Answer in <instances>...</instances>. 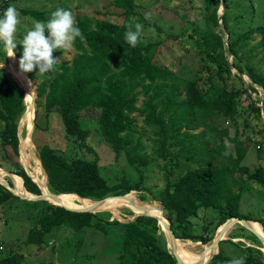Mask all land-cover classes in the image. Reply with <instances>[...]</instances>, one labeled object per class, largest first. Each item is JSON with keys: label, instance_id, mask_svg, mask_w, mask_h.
<instances>
[{"label": "trees", "instance_id": "obj_1", "mask_svg": "<svg viewBox=\"0 0 264 264\" xmlns=\"http://www.w3.org/2000/svg\"><path fill=\"white\" fill-rule=\"evenodd\" d=\"M115 6L123 11L126 18L136 15L135 0H115ZM206 11L207 30L196 43L202 54L207 53L209 59L213 56V64L217 63L209 81L215 76L224 81L225 76H231V66L225 58L223 37L213 30L219 25L215 0H206ZM21 14L36 21L47 20V12L44 11L22 10ZM227 21V14H224L222 22L226 29ZM147 24L161 32L155 22L147 21ZM75 25L84 37L82 41L77 38L73 42L77 51L75 57L54 66L50 73L42 75L34 69L28 74L30 80H38L36 94L38 99H44L46 110L50 112L55 107L60 108L66 134L77 139L89 153H94L87 144L89 132L82 128L80 113L88 108L98 110L101 140L116 157L124 155L130 165L145 167L149 165V157L140 139L142 133L134 115L138 113L143 117L144 126L154 131L156 150L153 156L156 159L165 160L171 155L170 149L177 145L181 146L186 161L213 155L217 163L205 161L175 182L167 181L166 188L160 193V201L172 231L189 229L190 218L196 216L201 208L218 211L219 227L233 217H240L238 208L246 180L244 176L248 175V180L264 187L260 172L250 175L248 168L241 166L247 151L243 146L236 143L235 153L229 150L228 142L233 141L229 138V130H218L217 135L211 134L206 138L212 148L206 146L200 135L190 132L199 127L211 133L217 131L208 124V120L216 114L232 116L240 92L229 91L226 85L214 84L203 92L200 73L195 74L194 79H187L156 64L153 61L155 44L129 46L124 40L123 28L115 23L77 17ZM238 46L237 41H230L229 50L234 57L238 56ZM20 50L18 44L14 50L16 56H20ZM52 55L58 58L54 52ZM211 67L205 61L202 68L210 70ZM236 69L246 73L253 84L264 89L263 74L239 65ZM138 88L141 92L137 91ZM139 95L143 97L141 105H138ZM24 99L25 90L19 84L0 76V122L3 123L0 144L11 147L16 153L18 124L26 109ZM35 128H38L37 124ZM225 138L228 142L224 141ZM38 152L49 190L55 194H75L95 201L109 194L122 196L139 189L125 179L111 186L100 174L96 162L68 159L47 144L39 146ZM15 175L22 178L27 192L41 195L40 188L23 168L19 167ZM0 192V204L12 198L18 199L1 185ZM29 204L42 207V210H39L38 225L29 231L23 242L25 246L44 243L45 236L48 239L58 226L75 231L86 228L121 240L119 264H177L166 244L162 245L156 235L160 226L154 217L138 216L133 222H120L100 219L104 213L74 212L46 201ZM175 235L190 240L202 239L190 233L184 237ZM261 255L247 259L246 264H264ZM217 258H221V253ZM0 264H21V258L18 255L2 257Z\"/></svg>", "mask_w": 264, "mask_h": 264}, {"label": "rangeland", "instance_id": "obj_2", "mask_svg": "<svg viewBox=\"0 0 264 264\" xmlns=\"http://www.w3.org/2000/svg\"><path fill=\"white\" fill-rule=\"evenodd\" d=\"M9 6H12L17 13L18 23L14 40L18 44L25 32L36 22L28 16H22V10L47 12L48 19L53 10L64 8L71 12L74 24L77 17L90 18L95 22L107 20L122 27L124 32L129 29L134 30L137 23L141 24V34L136 45L155 44L153 61L156 64L167 67L175 74L187 79H194L192 77L200 73L203 77L200 81L203 92L208 91L211 84L221 87L226 85L229 91L240 92L236 99V111L232 116L216 114L208 120V124L217 128V131L211 133L210 130L199 127L190 132L192 135H200L206 146L212 148L210 140L206 138L211 134L217 135L218 130H229V138L233 141L228 142V139H224L228 142L229 150L235 153L236 143L243 146L247 151L241 166H246L250 175L259 171L261 178L264 179V89L253 84L246 73L236 69L239 65L245 69L253 68L257 73L264 75V0H215L219 25L213 30L221 33L225 45V58L231 66V76H225L224 81L217 76L209 81V76L215 72L217 63L213 64V56L209 59L206 57L207 53L202 54L196 43L207 30L206 0H135L136 15L130 18L122 15L123 11L115 6V0H0V14ZM145 14L149 15L148 20L145 19ZM224 14H227L228 18V30L224 28L222 22ZM147 21L155 22L161 28V32L149 26ZM230 41L239 43L237 57L232 56L229 50ZM21 51L22 49L19 54ZM53 52L59 58L55 67L71 60L77 54L73 44L66 51L60 49ZM14 56L18 61L19 56ZM205 61L212 66L210 70L202 68ZM9 63L10 57H6L0 46V65H2L0 76L17 82L7 70ZM32 72L25 74L28 76ZM32 82L36 90L38 80ZM137 91L141 92V88ZM142 102L143 97L139 95L138 105ZM134 115L138 118V128L142 133L140 139L149 157V165L145 167L130 165L124 155L116 157L112 149L101 140L100 111L88 108L80 113L82 128L89 132L87 144L94 152L89 153L77 139L66 134L60 108L55 107L48 112L44 99H38L36 95L34 127L30 132L33 149L29 152L33 157H30L34 159L35 156H39L38 147L47 144L68 159L96 162L100 174L108 184L112 186L125 179L130 184L138 186V190L131 191L134 192V198L142 204H155L163 210L165 216L160 193L166 188L167 181L175 182L178 177L189 170L196 169L205 161L211 160L212 164L217 163L213 155L186 161L181 146L177 145L170 149L171 155H168L165 160L156 159L153 156L156 150L154 131L144 126L142 116L138 113ZM35 123L38 126L37 129ZM2 128L3 123L0 122V130ZM22 136L26 137V134L23 133ZM18 138H20L19 132ZM21 146L19 139L16 153L11 147H3L0 144V168L7 172L8 176L4 178V181L9 186L1 183L0 185L8 191V187L13 188V179L9 175H15L19 167L31 176L29 168L21 159ZM33 159L30 160V165H34ZM244 178L247 181L245 180L241 192L242 198L238 208L240 217L233 218L256 222L263 227L264 231V187L248 180V175ZM49 192L53 193L51 190ZM13 194L18 199L12 198L0 204V258L18 255L21 258V264H119V255L122 253L121 240L114 235H103L86 228L75 231L66 226H58L51 235H48V239L45 236L44 243L25 246L23 242L29 231L38 225L39 210H42V207H34L29 202L45 201L27 200ZM122 196L109 194L103 199L109 200ZM103 199L95 201L100 202ZM121 212L124 216L118 220L120 222H133L138 217L126 207L122 208ZM99 218L114 219L108 213L100 215ZM190 223L189 229L175 230L174 234L184 237L190 233L202 239L190 240L177 238L176 235L175 237L177 240L192 242L188 249L202 253L203 245L211 246L220 228L218 211L212 208H201L196 216L190 218ZM156 235L160 237L162 245L166 244L171 252L170 242L161 228ZM261 245L260 240L249 228L240 222L234 223L220 240L214 255L205 264H229V261L240 257H243V264H246L247 259L251 257H262ZM220 253L221 258H217Z\"/></svg>", "mask_w": 264, "mask_h": 264}, {"label": "bare ground", "instance_id": "obj_3", "mask_svg": "<svg viewBox=\"0 0 264 264\" xmlns=\"http://www.w3.org/2000/svg\"><path fill=\"white\" fill-rule=\"evenodd\" d=\"M18 60V59H17ZM9 73L12 75L13 79L16 80L20 85H22L25 89V97L26 100L25 103V111L23 117H21L18 127L19 132V139L21 142V159L23 160L24 165L29 168V174L31 175L33 181L39 184L44 192H49L48 187V181L46 173L44 172L40 159L38 156H35L34 159L33 156L29 153L33 147L31 145V135L30 133L34 127V119H35V99H36V91L33 85V82L27 77L25 73H21L18 69V64L16 61V57H10V63L8 65ZM30 82V83H29ZM26 134L25 136H22V134ZM32 156V157H30ZM20 159V161H21ZM31 159L34 160V165H30ZM31 160V161H30ZM22 162V161H21ZM8 176L7 172L4 169L0 168V180H4V178ZM10 176V175H9ZM13 179V187L18 190V192L26 195V196H32L29 192L26 191L23 185V180L21 177L14 175L11 177ZM128 195V194H127ZM129 199L132 200L133 203L129 201ZM141 200V199H139ZM49 201L57 206H63L73 209H94L96 207L97 202L92 201L89 199H82L75 194H60L57 200L49 198ZM148 204V203H147ZM98 205V204H97ZM158 205V203H157ZM129 208L131 212L139 216L140 210L139 208H146L148 212L153 215L156 218L162 217V211L158 206L154 205H146L139 203L134 198V192H130L127 198H110L109 200H106L105 203L102 206H99L95 210H93L95 213H108L112 218L115 220H121V216H124V214L121 212L122 208ZM127 217V216H126ZM113 219V220H114ZM252 225L253 232H256L260 235H264L263 227H261L260 224L256 222H250ZM160 228L164 232L167 240L168 234L166 232V229L164 226L160 223ZM221 227L217 230V234L220 232ZM192 244L190 241H185L178 239L177 240V254L179 258L184 262L185 264H200L201 262H204V264L209 261V259L214 255L216 252V247H211L209 245L204 246L203 245V252L202 253H196L188 249V247ZM198 244V243H196ZM260 246L261 251L264 256V243H261ZM170 247V244H169Z\"/></svg>", "mask_w": 264, "mask_h": 264}, {"label": "clouds", "instance_id": "obj_4", "mask_svg": "<svg viewBox=\"0 0 264 264\" xmlns=\"http://www.w3.org/2000/svg\"><path fill=\"white\" fill-rule=\"evenodd\" d=\"M145 19H149L148 14H145ZM17 23V13L12 6L0 14V46L6 57L15 55L14 50L18 45L14 40ZM141 27V24L137 23L134 30L129 29L124 33V40L129 46L136 45ZM77 38L81 41L84 39L79 27L74 24L71 12L56 8L46 21L34 22L23 35L19 43L22 49L17 61L19 71L28 73L35 69L36 73L42 75L52 72L59 59L52 55L53 51L70 49ZM229 264H243V257L235 258L229 261Z\"/></svg>", "mask_w": 264, "mask_h": 264}, {"label": "water", "instance_id": "obj_5", "mask_svg": "<svg viewBox=\"0 0 264 264\" xmlns=\"http://www.w3.org/2000/svg\"><path fill=\"white\" fill-rule=\"evenodd\" d=\"M28 77V76H27ZM29 78V77H28ZM17 84H19L18 82H16ZM20 85V84H19ZM23 89L24 87L22 85H20ZM25 90V89H24ZM36 91V90H35ZM37 95V94H36ZM25 100H26V97H25ZM24 115V114H23ZM23 117V116H22ZM21 143V142H20ZM14 175H11L10 174V177H12ZM0 183L1 184H7L4 180H0ZM36 183V182H35ZM37 184V183H36ZM38 187L40 188L41 190V195L40 196H35V195H32V196H26L20 192H18L17 189H15L14 187L11 188V187H8L9 188V191L12 192V193H15L17 196H20L21 198H24V199H27V200H32V201H49V198L51 199H54V200H57L59 195L60 194H53V193H48V192H44L42 187L37 184ZM7 186H9L7 184ZM78 196V195H76ZM128 195H123L122 197H115V198H127ZM79 197V196H78ZM81 198V197H80ZM83 199V198H82ZM106 201V199H103L101 200L100 202H97L96 204V207L94 209H73V208H68V207H63V206H58V207H62L66 210H70V211H74V212H84V213H94L93 210H95L96 208H98L99 206H102L104 204V202ZM129 201L131 203L132 200L129 199ZM57 206V205H56ZM138 210H140V214L138 215H142V216H151V217H154L153 215H151L148 210L146 208H139ZM163 214V212H162ZM156 218V217H154ZM157 221L159 222V224L161 223L164 228L166 229V232L168 234V239H169V242H170V248H171V252L173 254V256L175 257L176 261H177V264H185L184 262H182V260L179 258L178 254H177V238L175 237V234L174 232L172 231L171 227H170V222L169 220L164 216V214L162 215V217L160 216V218H156ZM237 222H240L242 224H244L247 228H249L252 232H253V229H252V225L250 224L251 221H248V220H244V219H240V218H231L229 220H227L221 227V230L220 232L218 233V235L216 236V238L214 239L213 243L211 244V247H217V245L219 244L220 240H222L224 234L226 233V231L234 224V223H237ZM256 237L260 240L261 243H264V235H260L256 232H253ZM200 264H204V262H201Z\"/></svg>", "mask_w": 264, "mask_h": 264}]
</instances>
